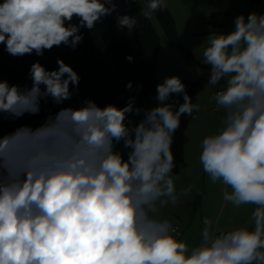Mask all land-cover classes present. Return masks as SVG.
<instances>
[{
    "label": "clouds",
    "instance_id": "clouds-1",
    "mask_svg": "<svg viewBox=\"0 0 264 264\" xmlns=\"http://www.w3.org/2000/svg\"><path fill=\"white\" fill-rule=\"evenodd\" d=\"M167 7L147 0L140 15L150 21ZM116 12L113 0H3L0 43L12 56L75 49L81 28ZM116 22L129 32L139 23L127 14ZM205 40L207 85L218 89L211 100L225 116L202 140L199 160L213 184L231 189L224 201L255 206L247 223L218 231L205 218L200 244L189 247L161 213L188 194L177 192L171 144L181 116L194 120L201 108L174 75L157 85L160 103L143 110L138 124L129 118L142 111L134 97L123 107L86 99L0 138V264H264V14H240L233 30ZM57 64L49 71L34 62L30 87L0 81V113L38 114L42 100L62 104L77 94L79 75L62 59ZM173 94L183 103H165ZM121 142L126 160L116 150Z\"/></svg>",
    "mask_w": 264,
    "mask_h": 264
},
{
    "label": "trees",
    "instance_id": "trees-1",
    "mask_svg": "<svg viewBox=\"0 0 264 264\" xmlns=\"http://www.w3.org/2000/svg\"><path fill=\"white\" fill-rule=\"evenodd\" d=\"M144 1L147 3V0ZM2 2L3 0H0V3ZM113 2L117 5V12L102 18L92 30L81 28L83 40L75 49L61 44L53 46L51 50H45L42 56H37L35 52L12 56L6 51L5 45L0 43V81L6 80L10 85L30 87L31 65L39 62L46 70H57L58 58L71 66L80 77L78 93L70 100L62 104H55L50 98L47 102L42 100L38 114L25 113L15 119L5 118L0 113V129L5 127L8 134L21 126L35 129L41 126L49 115H54L65 107L78 108L86 99L93 100L100 107L108 104L123 107L130 98L134 97V107L141 108L145 96L155 91L158 85L157 62L160 38L151 22L140 15L142 6L138 0H113ZM117 14L134 16L139 23L131 32L120 29L117 27ZM154 16L167 41L178 48L187 62L195 64L190 52L179 42L175 21L168 9L158 11ZM71 23L78 24L79 19L74 16ZM129 55L133 57L132 61L126 59ZM129 82L133 85L131 90L126 87ZM182 82L194 103L197 94L203 88V80ZM70 90L76 91L72 85ZM176 100L183 103L182 95L177 96ZM175 107L178 110L179 105ZM186 115H182L181 119Z\"/></svg>",
    "mask_w": 264,
    "mask_h": 264
},
{
    "label": "crops",
    "instance_id": "crops-1",
    "mask_svg": "<svg viewBox=\"0 0 264 264\" xmlns=\"http://www.w3.org/2000/svg\"><path fill=\"white\" fill-rule=\"evenodd\" d=\"M167 3V9L175 21L179 41L187 48L195 50L199 57L193 65L199 69L196 72L197 78L189 81L202 79L204 82L194 101L201 105L199 113L195 114L197 118L193 120L186 115L181 119L171 144L175 163L172 174L178 176L175 178L177 192L188 190V194L180 195L177 204H169L161 209L165 218L178 224L181 238L189 247H193L202 240L205 218L213 222L214 230L229 231L246 224L255 208L250 204L236 208L230 202L224 201L223 191L226 189L231 192V189L220 182L213 184L200 163L202 140L222 127L225 116L223 109L214 110L211 96L218 89L207 85L210 69L202 64L201 54L206 46L205 38L212 31L230 32L234 28L235 17L240 14L247 16L257 9L259 14H264V0H167ZM192 41L196 42L195 47L191 44ZM168 52L171 54L170 50ZM168 72L167 77L175 75L182 81L188 80L183 77V71L174 66L169 67ZM162 82L158 79V84ZM156 89L145 96L140 115L129 116L133 124H138L143 119V110L159 105ZM176 97L177 95L173 94L170 101L165 103L176 100ZM118 151L127 159L129 149H124L123 143L119 145ZM214 200L216 203L209 210Z\"/></svg>",
    "mask_w": 264,
    "mask_h": 264
},
{
    "label": "rangeland",
    "instance_id": "rangeland-1",
    "mask_svg": "<svg viewBox=\"0 0 264 264\" xmlns=\"http://www.w3.org/2000/svg\"><path fill=\"white\" fill-rule=\"evenodd\" d=\"M138 1H139V4L143 8V6L146 4V2L144 0H138ZM150 22L153 25L155 31L157 32L159 38L161 39L159 57H158V62H157L158 79L160 81H163L164 78L169 75L168 70H169V67H172V66L176 67V69H178V70H182L183 71L182 75L185 79H188V80L196 79L197 78L196 66H193L194 64H190L189 62H187L186 58L183 55H181L178 48L171 45L166 40V38L163 34V31H162V28H161L160 24L158 23L155 16H153V18H152V20H150ZM180 44L182 45V47L185 50L190 52V54L193 57V61H195V63H196L198 58H199V57H197V52L195 50H191L190 48H187L181 42H180ZM191 44L193 45V47L196 46L195 41H192ZM169 50H170L171 54H169V52H168ZM5 135H8V132L6 131L5 127H2L0 129V138H2ZM120 144L116 145V150H118ZM215 203H216V200H214L211 203V205L209 206V210L213 208Z\"/></svg>",
    "mask_w": 264,
    "mask_h": 264
},
{
    "label": "built area",
    "instance_id": "built-area-1",
    "mask_svg": "<svg viewBox=\"0 0 264 264\" xmlns=\"http://www.w3.org/2000/svg\"><path fill=\"white\" fill-rule=\"evenodd\" d=\"M261 0H259V2H260ZM254 12H257L258 14H259V12H258V9L257 10H255ZM220 108H218V106L215 104V102H214V110L215 111H217V110H219ZM174 226H176L177 228H178V230H179V226H178V224H176V223H174Z\"/></svg>",
    "mask_w": 264,
    "mask_h": 264
}]
</instances>
